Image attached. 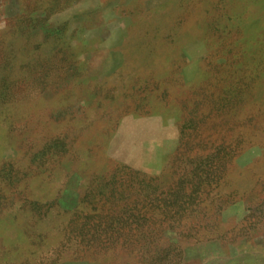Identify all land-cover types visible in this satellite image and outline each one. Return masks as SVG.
Masks as SVG:
<instances>
[{
    "label": "rangeland",
    "instance_id": "1",
    "mask_svg": "<svg viewBox=\"0 0 264 264\" xmlns=\"http://www.w3.org/2000/svg\"><path fill=\"white\" fill-rule=\"evenodd\" d=\"M255 38L264 0H0V264H264V159L206 206L184 159Z\"/></svg>",
    "mask_w": 264,
    "mask_h": 264
},
{
    "label": "crops",
    "instance_id": "2",
    "mask_svg": "<svg viewBox=\"0 0 264 264\" xmlns=\"http://www.w3.org/2000/svg\"><path fill=\"white\" fill-rule=\"evenodd\" d=\"M262 52L261 56L256 52L254 56L241 60L242 62L238 66L228 71V73H224L223 86H227L224 92L228 90L229 93L221 101L219 110L214 111V118L207 116V119L213 118L219 121L212 127L217 129V131H214V133H217V139L213 142V145L221 146L222 157H226L224 160L228 163L225 167L226 171H230L232 165L240 170L247 166L249 160L264 159V145L258 143L259 140L264 142V133H258V141L253 146V152L247 149L244 150L247 141L242 133L246 121L256 122L254 127H264L263 123L259 122V118L264 116V49H262ZM252 79L255 81L252 85L255 86L245 90L243 85H246ZM228 81H230L229 84ZM236 81L238 87L233 88L232 86L235 85L234 82ZM218 94L216 93L215 97ZM231 129L234 132L237 129L235 132L236 139L233 141H229V137L234 135ZM232 160L237 161L233 163ZM228 171L225 172L226 175Z\"/></svg>",
    "mask_w": 264,
    "mask_h": 264
},
{
    "label": "trees",
    "instance_id": "3",
    "mask_svg": "<svg viewBox=\"0 0 264 264\" xmlns=\"http://www.w3.org/2000/svg\"><path fill=\"white\" fill-rule=\"evenodd\" d=\"M261 44V41L258 39V38H255L249 45V47L248 48H250L247 52L249 53V55L248 56H250V57H252V56H254L255 55V53L256 52H259L260 51V45ZM251 47H255V49L254 48H251ZM257 48H258V50H257ZM264 48V47H263ZM262 48V49H263ZM257 50V51H256ZM255 52V53H254ZM254 53V55H251V54H253ZM246 54V53H245ZM263 54V53H262ZM262 54H260V56L262 55ZM254 58V57H253ZM255 81H254V79H252V81H248L247 82V84L245 85H243V86H245V90H248L250 87H254L255 85H252L253 83H254ZM230 83V81H228V84ZM234 84L235 85H233L232 87L233 88H237L238 87V83H237V81L236 82H234ZM247 122H250V124H252L251 125V128L253 129V128H255L254 127V125L256 124V122H254V121H246V123ZM259 122L261 123H263V125H264V116L262 117V118H259ZM246 123L244 124V129H243V131H242V133H243V137L245 138V140H246V135H245V132H246V130L248 129L247 128V126H246ZM231 131L232 132H234V130L233 129H231ZM236 131H237V129H236ZM235 131V132H236ZM235 132H234V135H232V140L231 141H233L234 139H236L235 138ZM264 133V127H262V130H260L259 131V133ZM256 138H257V136H256ZM247 143V142H246ZM213 144V143H212ZM234 143H232V145H233ZM209 147V149H211V145L210 146H208ZM214 147V146H213ZM218 150L221 148V146H219V147H216ZM212 153V152H211ZM219 154V153H218ZM186 161H187V163H188V170L190 171V173H191V175L193 174V172H194V170H202V171H204V175H206V179H207V181H205L204 183H202L201 185L199 184L198 185V187H196L197 188V190H193L192 191V195L190 196V200H196L197 198H199V201L201 202V206H206V202H207V200L208 199H215V201H218L217 200V198L216 197H218V199H220L221 197H219V196H217V195H215V194H213V192H215V190H217L218 188H219V186L223 183V181H224V179H225V166H227V162L226 161H223V163H222V160H221V158L217 155V160H216V162L217 163H220L219 165H215V163H214V161H213V159L210 157V158H204L203 160V163L200 165L198 162H196V158H191V159H188V158H184ZM195 159V160H194ZM216 167V168H215ZM224 172V173H223ZM195 173V172H194ZM222 173H223V175H222ZM187 175V174H186ZM178 181V183H177V185H176V188L177 187H180L181 185H180V182H179V179L177 180ZM200 186V187H199ZM180 188H182V187H180ZM180 193H182L181 191H180ZM216 196V197H215ZM181 200H183V197L182 196H177V201H179L180 203L182 202ZM190 202H192V201H190ZM186 203V202H185ZM184 204V203H183ZM182 204V205H183ZM208 204V203H207ZM197 208H199L198 207V205H197Z\"/></svg>",
    "mask_w": 264,
    "mask_h": 264
}]
</instances>
